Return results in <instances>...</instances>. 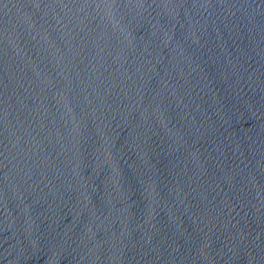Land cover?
Returning a JSON list of instances; mask_svg holds the SVG:
<instances>
[{
	"label": "water",
	"instance_id": "1",
	"mask_svg": "<svg viewBox=\"0 0 264 264\" xmlns=\"http://www.w3.org/2000/svg\"><path fill=\"white\" fill-rule=\"evenodd\" d=\"M0 264H264V0H0Z\"/></svg>",
	"mask_w": 264,
	"mask_h": 264
}]
</instances>
